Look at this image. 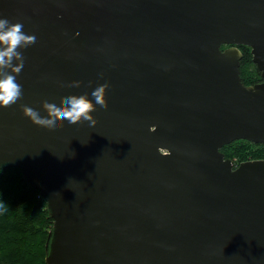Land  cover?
Listing matches in <instances>:
<instances>
[{
	"label": "water",
	"instance_id": "water-1",
	"mask_svg": "<svg viewBox=\"0 0 264 264\" xmlns=\"http://www.w3.org/2000/svg\"><path fill=\"white\" fill-rule=\"evenodd\" d=\"M0 18L36 37L0 107V167L45 199V264H264V159L220 151L264 145V0H0ZM238 45L261 81L242 83ZM105 83L95 127L21 109L95 104Z\"/></svg>",
	"mask_w": 264,
	"mask_h": 264
},
{
	"label": "trees",
	"instance_id": "trees-1",
	"mask_svg": "<svg viewBox=\"0 0 264 264\" xmlns=\"http://www.w3.org/2000/svg\"><path fill=\"white\" fill-rule=\"evenodd\" d=\"M238 48L242 54L239 66L242 83L261 81L250 48L245 45ZM220 151L235 163L264 159V145L244 139L225 144ZM0 200L8 206L7 211L0 213V264H45V244L52 218L44 197L24 181L17 167L5 166L0 167Z\"/></svg>",
	"mask_w": 264,
	"mask_h": 264
},
{
	"label": "clouds",
	"instance_id": "clouds-1",
	"mask_svg": "<svg viewBox=\"0 0 264 264\" xmlns=\"http://www.w3.org/2000/svg\"><path fill=\"white\" fill-rule=\"evenodd\" d=\"M35 43V35L25 34L22 23H11L6 18H0V107H11L22 98V86L17 82L16 77L24 67L25 58L19 49ZM80 84V81H75L69 87H80ZM109 87L110 85L105 83L91 93L95 104L87 94H84L64 97L58 104L43 101L42 108L46 116L26 105H21V109L24 116L33 124L49 130L63 127V123L58 124V121L65 120L73 125L87 121L91 127H95L97 120L91 113L96 111V105L104 109L108 108L106 90ZM7 210V204L0 200V213Z\"/></svg>",
	"mask_w": 264,
	"mask_h": 264
},
{
	"label": "flooded vegetation",
	"instance_id": "flooded-vegetation-1",
	"mask_svg": "<svg viewBox=\"0 0 264 264\" xmlns=\"http://www.w3.org/2000/svg\"><path fill=\"white\" fill-rule=\"evenodd\" d=\"M228 45H222V48H225V47H227ZM234 164H235V166L236 165H238V163H235V162H233Z\"/></svg>",
	"mask_w": 264,
	"mask_h": 264
},
{
	"label": "rangeland",
	"instance_id": "rangeland-1",
	"mask_svg": "<svg viewBox=\"0 0 264 264\" xmlns=\"http://www.w3.org/2000/svg\"><path fill=\"white\" fill-rule=\"evenodd\" d=\"M239 140V139H238ZM255 144V143H254ZM248 147V146H247ZM257 148H260V147H257Z\"/></svg>",
	"mask_w": 264,
	"mask_h": 264
}]
</instances>
